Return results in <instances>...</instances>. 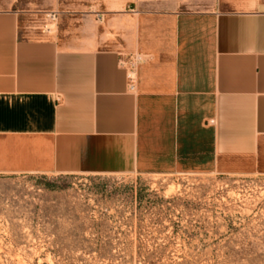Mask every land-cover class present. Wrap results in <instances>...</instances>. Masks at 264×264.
<instances>
[{
  "label": "crops",
  "instance_id": "obj_1",
  "mask_svg": "<svg viewBox=\"0 0 264 264\" xmlns=\"http://www.w3.org/2000/svg\"><path fill=\"white\" fill-rule=\"evenodd\" d=\"M221 1L102 0L51 35L0 8V177L264 175V0Z\"/></svg>",
  "mask_w": 264,
  "mask_h": 264
},
{
  "label": "rangeland",
  "instance_id": "obj_2",
  "mask_svg": "<svg viewBox=\"0 0 264 264\" xmlns=\"http://www.w3.org/2000/svg\"><path fill=\"white\" fill-rule=\"evenodd\" d=\"M101 2L0 0V8L51 35ZM122 2L135 13L228 9L221 0ZM0 264H264V175L0 177Z\"/></svg>",
  "mask_w": 264,
  "mask_h": 264
},
{
  "label": "built area",
  "instance_id": "obj_3",
  "mask_svg": "<svg viewBox=\"0 0 264 264\" xmlns=\"http://www.w3.org/2000/svg\"><path fill=\"white\" fill-rule=\"evenodd\" d=\"M57 17L56 13H52L50 15V18L52 20H55ZM142 59L140 56H135L134 59H131L130 62H129V66H128V82H129V86H130V89L131 90H134L135 88V84H136V80H137V77H136V67L138 65L139 62H141Z\"/></svg>",
  "mask_w": 264,
  "mask_h": 264
}]
</instances>
